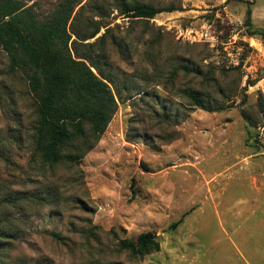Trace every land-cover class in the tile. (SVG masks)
Listing matches in <instances>:
<instances>
[{"label": "rangeland", "instance_id": "rangeland-1", "mask_svg": "<svg viewBox=\"0 0 264 264\" xmlns=\"http://www.w3.org/2000/svg\"><path fill=\"white\" fill-rule=\"evenodd\" d=\"M60 1L23 3L47 20ZM80 1L70 32L99 28L84 43L105 34L94 49L133 89L79 164L45 166L0 48V264H264V0H134L176 9L149 20ZM145 232L158 252L119 250Z\"/></svg>", "mask_w": 264, "mask_h": 264}, {"label": "trees", "instance_id": "trees-1", "mask_svg": "<svg viewBox=\"0 0 264 264\" xmlns=\"http://www.w3.org/2000/svg\"><path fill=\"white\" fill-rule=\"evenodd\" d=\"M87 4L61 0L47 20H39L33 4L27 7L23 0H0V48L9 59V68L25 74L33 94L34 154L45 166L79 164L106 131L122 93L133 89L130 81L114 82L111 70L107 69L105 49H94L97 41L102 46L105 34L93 43H84L95 38L99 28L90 33L75 29L70 32V25ZM117 5L120 13L131 19L149 20L162 12L176 10L155 8L134 0H120ZM94 9L98 10V6L94 5ZM250 14L248 10V24ZM186 96L194 105L205 108L198 93L189 92ZM181 221L182 218L173 227ZM159 249L160 244L151 232L119 244V250L134 257Z\"/></svg>", "mask_w": 264, "mask_h": 264}]
</instances>
